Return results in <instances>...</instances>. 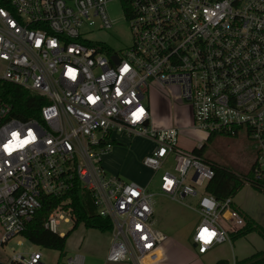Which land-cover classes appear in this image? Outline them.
<instances>
[{
	"label": "built area",
	"instance_id": "built-area-1",
	"mask_svg": "<svg viewBox=\"0 0 264 264\" xmlns=\"http://www.w3.org/2000/svg\"><path fill=\"white\" fill-rule=\"evenodd\" d=\"M113 2L132 37L120 52L84 32L97 17L113 26ZM0 79L47 101L39 119L23 120L0 98V253L7 257L42 196H62L79 184L113 222L107 261L163 259L155 193L110 176L102 164L118 135L151 138L155 145L142 162L155 172L173 157V169L161 176L163 194L183 199L204 187L193 235L198 254L231 241L237 225L224 228L217 220L240 216L233 200L206 192L215 171L179 146L180 126L154 125L144 103L152 86L179 88L178 98L191 104L190 128L208 136L248 133L259 149L255 178L264 179V0H0ZM71 218L59 208L45 226L61 235L60 220ZM8 258L0 264H48L40 250ZM82 260L78 254L71 263Z\"/></svg>",
	"mask_w": 264,
	"mask_h": 264
},
{
	"label": "rangeland",
	"instance_id": "rangeland-1",
	"mask_svg": "<svg viewBox=\"0 0 264 264\" xmlns=\"http://www.w3.org/2000/svg\"><path fill=\"white\" fill-rule=\"evenodd\" d=\"M108 13L113 26L110 29L102 26L97 17L95 26L85 32V36L93 41L107 43L112 49L120 52L131 44V34L127 21L124 19L121 5L116 2L109 4ZM85 30V29H84ZM178 87H166L165 89L152 86L146 94L144 103L150 108L152 119L156 127H166L177 124L180 126L179 146L192 151L196 146L207 139L208 134L204 130L188 127L191 122V104L180 100ZM239 135H228L216 133V136L206 142L205 157L212 163H218L228 167L231 171L247 174L252 168L257 154V143L244 130ZM155 142L145 136H117L116 144L112 145L109 154L103 158L102 164L110 176H120L125 181H138L142 185H148V192H155L154 198V226L166 236L173 238L175 242L183 245H191L194 248L193 235L195 228L201 221L197 211L199 197L204 187L198 188V195H188L180 198L179 195L172 199L158 195L161 192V176L169 169H173V157H169L162 169L155 172L143 164L144 157L151 153ZM245 208L251 210L253 207L264 208V194L257 192L250 184H246L233 198ZM68 217L70 215L68 214ZM69 223L60 220L58 231L67 233L74 226L75 221L71 218ZM224 228L240 226L243 222L241 216L227 223L220 216L217 220ZM238 228H236L237 230ZM234 230V231H236ZM253 233V232H252ZM251 233V234H252ZM108 232H101L97 228L87 227L81 223L71 231L69 245L64 255L58 250H51L33 244L23 235L15 237L6 247L8 257L14 254L28 253L40 250L48 264H68L67 259L80 252L85 254L86 264H119L105 262L103 256L104 248L108 240ZM222 245V244H221ZM220 249L230 250L231 244L224 243ZM264 239L258 232L252 236L240 237L235 240L236 253L239 256H250L258 250L263 249ZM224 250V249H223ZM247 251V253H245ZM0 253V259L7 261L8 258ZM132 260H127L131 262ZM124 264V263H121Z\"/></svg>",
	"mask_w": 264,
	"mask_h": 264
},
{
	"label": "trees",
	"instance_id": "trees-1",
	"mask_svg": "<svg viewBox=\"0 0 264 264\" xmlns=\"http://www.w3.org/2000/svg\"><path fill=\"white\" fill-rule=\"evenodd\" d=\"M0 98L12 105L13 116L23 120L39 119L43 105L47 104L45 98L32 95L30 91L20 85H14L2 79H0ZM215 136L216 134L209 135L199 148L195 147L193 149L194 153L197 156H202L211 164L215 171L214 177L205 186L206 192L221 201L228 198L233 200L235 195L246 184H250L257 192L264 194V179L257 180L255 178L253 164L247 174H242L233 172L228 167L218 163H212L205 157L206 142L211 141ZM112 144H116V141L112 142ZM41 201L42 207L22 233L25 238H28L37 246L51 250L56 249L60 251V254L64 255L71 231L76 229L81 223H84L87 227L97 228L103 233L111 232L113 229L112 220L97 213V207L91 193L88 190H83L79 184L69 193L62 196L43 195ZM233 207L243 218L244 225L230 233L231 240L235 241L240 237H246L252 232H258L264 239V226L250 215L240 211L234 203ZM59 208L71 215L75 221L71 230L63 236L45 226L49 216ZM235 264H264V250L257 251L247 258L237 259Z\"/></svg>",
	"mask_w": 264,
	"mask_h": 264
},
{
	"label": "crops",
	"instance_id": "crops-1",
	"mask_svg": "<svg viewBox=\"0 0 264 264\" xmlns=\"http://www.w3.org/2000/svg\"><path fill=\"white\" fill-rule=\"evenodd\" d=\"M195 146L197 147L198 145L195 144ZM136 182H138V181H136ZM140 185H142V184H140ZM143 186L148 187V185H143ZM152 193H155V192H152ZM156 195L157 194L155 193V196ZM158 195H161L163 197H168L167 195L163 194L162 192H159ZM155 196L153 197V201H154ZM233 203L240 211H242L243 213H245L247 215H250L258 223H260L261 225L264 226V208L253 207V208H251V210H248L247 208H245L243 206V204H240L235 199H233ZM154 217H155V215H154ZM154 220H155V218H154ZM243 225H244V221L241 223L240 226H237V228H240ZM108 233H109V235H108L109 237L107 240L106 247L104 248V251H103L104 252L103 256L105 258V262H109V261H107L106 257H107L108 250H109L110 244H111V236H110L111 233L110 232H108ZM253 233L249 234V236H252ZM63 235H64V233L61 234V236H63ZM229 243L231 244L230 250H225V248L220 249L222 246H225L223 243L222 245L220 244L218 246L213 247L210 251H208L206 253L198 254V252L196 253L194 250H192L191 245L186 246V245L180 244L178 242H175L173 240V238L171 239V237L166 236V240L162 244V248H161L163 251L164 257L161 261L156 262L155 264H235L237 259H243V258L249 257V256H247V254H245L246 256H239L236 253L237 248H235V241L231 240ZM68 245H69V241L67 242V246H66L65 251H67ZM256 250L257 251L264 250V247L261 250H258V249H256ZM245 253H247V251ZM78 254H81L83 256V260H82L81 264H86L87 258L85 256V254L80 253V252H76L75 255L68 258L67 259L68 264H73V263H71V259ZM251 255H253V254H251ZM121 263L137 264V263H133L132 261L131 262H127V261L119 262V264H121Z\"/></svg>",
	"mask_w": 264,
	"mask_h": 264
},
{
	"label": "snow or ice",
	"instance_id": "snow-or-ice-1",
	"mask_svg": "<svg viewBox=\"0 0 264 264\" xmlns=\"http://www.w3.org/2000/svg\"><path fill=\"white\" fill-rule=\"evenodd\" d=\"M15 135H16V133H13V136H15ZM19 146L22 147L23 145H19ZM4 147L8 148V145H5ZM207 231H208L207 229L202 230V238H203V233H205ZM211 235H213V234L209 233V238H210ZM205 242H209V241L206 239Z\"/></svg>",
	"mask_w": 264,
	"mask_h": 264
},
{
	"label": "water",
	"instance_id": "water-1",
	"mask_svg": "<svg viewBox=\"0 0 264 264\" xmlns=\"http://www.w3.org/2000/svg\"><path fill=\"white\" fill-rule=\"evenodd\" d=\"M195 179H196V177H195ZM194 247H195V244H194Z\"/></svg>",
	"mask_w": 264,
	"mask_h": 264
}]
</instances>
